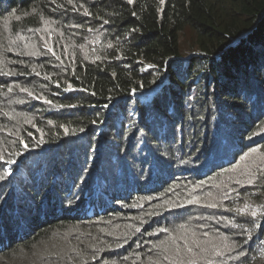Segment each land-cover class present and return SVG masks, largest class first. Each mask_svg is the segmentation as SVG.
<instances>
[{
    "label": "trees",
    "instance_id": "16d2710c",
    "mask_svg": "<svg viewBox=\"0 0 264 264\" xmlns=\"http://www.w3.org/2000/svg\"><path fill=\"white\" fill-rule=\"evenodd\" d=\"M263 172L264 0H0V264H264Z\"/></svg>",
    "mask_w": 264,
    "mask_h": 264
},
{
    "label": "rangeland",
    "instance_id": "374dc122",
    "mask_svg": "<svg viewBox=\"0 0 264 264\" xmlns=\"http://www.w3.org/2000/svg\"><path fill=\"white\" fill-rule=\"evenodd\" d=\"M185 42H187V41H189V40H191L192 39V36H191V34L190 33H186L185 34ZM18 166V164L17 163H14L13 165H12V168H13V173H12V176H11V178H12V180L10 181V185L13 183V184H15L16 186L18 185V173L20 172V168H18L17 167ZM264 173V172H263ZM12 191V188H11V186L10 187H8V189H7V192H11ZM32 230H31V234L27 237V238H30V237H32ZM17 244L16 243H14L13 244V246H16ZM60 246H62L61 244H60ZM36 255V253H31V254H29V253H27L26 254V260L28 261V260H30L32 257L34 258V256ZM26 260H24L23 262L24 263H26ZM17 261V260H16Z\"/></svg>",
    "mask_w": 264,
    "mask_h": 264
},
{
    "label": "snow or ice",
    "instance_id": "6c2138e0",
    "mask_svg": "<svg viewBox=\"0 0 264 264\" xmlns=\"http://www.w3.org/2000/svg\"><path fill=\"white\" fill-rule=\"evenodd\" d=\"M129 2H131V0H129ZM51 51V50H50ZM253 215H255V213H253ZM187 251L188 252H191L192 251V249L191 248H189V249H187ZM190 264H195V261H191L190 262Z\"/></svg>",
    "mask_w": 264,
    "mask_h": 264
}]
</instances>
